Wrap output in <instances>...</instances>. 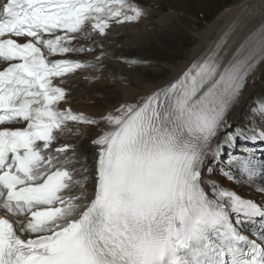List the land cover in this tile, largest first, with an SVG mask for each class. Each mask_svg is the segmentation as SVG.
Wrapping results in <instances>:
<instances>
[{"label":"snow or ice","instance_id":"snow-or-ice-1","mask_svg":"<svg viewBox=\"0 0 264 264\" xmlns=\"http://www.w3.org/2000/svg\"><path fill=\"white\" fill-rule=\"evenodd\" d=\"M146 15L131 0L0 4V209L13 218L0 217V264H264V202L211 178L245 183L238 172L264 194L254 187L264 153L222 159L225 145L264 143V129L217 141L264 67V22L229 43L241 13L179 77L134 102L99 116L59 107L68 74L105 68L96 37ZM97 48L93 61L67 58ZM251 111L264 116V100ZM89 127L91 167L61 142ZM209 159L219 167L206 175Z\"/></svg>","mask_w":264,"mask_h":264},{"label":"bare ground","instance_id":"bare-ground-1","mask_svg":"<svg viewBox=\"0 0 264 264\" xmlns=\"http://www.w3.org/2000/svg\"><path fill=\"white\" fill-rule=\"evenodd\" d=\"M154 3L163 9L159 0H155L150 4ZM147 8V15L138 23H125L119 25L113 23L107 30V35L105 37H96L102 40L104 45L103 50L108 52L111 57L116 58V60L112 61V65L109 63V68L106 70L107 72L102 75L103 78L100 80H92L90 78L92 75H101L100 73L93 72L91 69L77 71L64 78L62 85L65 86L69 92L67 103L64 105L67 109L70 108L76 113H84L89 116H99L119 107L122 103L134 102L139 96L150 94L156 88L164 86L179 77L194 61L200 59L214 46L215 42L229 30L230 25L233 24V21L241 13H244L243 21L236 26L235 32L229 39V43H231L232 39H235L236 35L239 34L245 24L251 23L258 25L264 22V0H236L231 5L222 9L216 16L217 19L208 24L204 32L201 31V33L198 32L195 34L198 39L196 40L198 44L196 43L194 47L185 53L184 60L168 68L170 74L167 78H164L165 80L163 79V81H159L156 84H149L143 81V75L132 73L130 70L131 68L129 69V65L135 66L136 64H141V66L145 68L150 66L153 67L154 57L152 58L149 55H144L143 49L146 50L150 48V46H160L164 44L165 38H163V36L173 30L172 25L174 22H177V20H172L175 17L172 13L162 15L163 13H158V8L156 10L150 7ZM167 26H169V30H167ZM89 43L90 41H80V44L85 46ZM133 48L139 49L141 54H136L137 51L135 52L136 49ZM129 49L134 51V54H129ZM97 50L100 51L99 48H97ZM96 56L97 55L84 56L82 60L93 61ZM67 57L76 59L79 57V54L70 53L67 54ZM129 73H132V77L129 76ZM263 73L264 67H260L255 74L254 82L248 84L241 104L229 113L228 123L243 118L242 107L247 104L249 97L254 94H252L253 90L259 88L258 85L261 82H259V79ZM124 75H128V79H123L122 76ZM85 77L89 78L86 79ZM253 129H264V118L255 119L253 122ZM97 131V129L89 127L84 129L79 135L67 134L62 138V140H67L69 143L77 145L79 150L78 154L87 157L89 167L92 166V154L94 151L91 141L96 137ZM223 131L224 130L219 132L217 140L222 136ZM263 149L264 146L260 147V150ZM207 165L205 168L206 175H208ZM218 176L219 175H216L214 172L211 178L219 181L220 184L228 189H234L242 198L264 202V194L253 191L251 190L252 188L238 183L224 184L226 182L223 183V177ZM90 185L91 182L87 186L88 190ZM261 186L264 185L257 180L254 187L258 188Z\"/></svg>","mask_w":264,"mask_h":264},{"label":"rangeland","instance_id":"rangeland-1","mask_svg":"<svg viewBox=\"0 0 264 264\" xmlns=\"http://www.w3.org/2000/svg\"><path fill=\"white\" fill-rule=\"evenodd\" d=\"M228 2H229L228 0H159V3L160 5L163 6V9L157 5L155 6L152 5L154 6L155 9L158 8L157 9V11H159L158 13L160 14L163 13L162 15L171 14V13L175 15V17L172 20H177V22L173 23L172 25L173 30L169 31L168 34L163 36V38H165L164 44H161L160 46H152L146 50L143 49L144 55H149L154 57L153 58L154 66L148 68L149 71L148 73L163 74L164 71L162 69L168 66L175 65L176 63H179L180 61L184 60L185 53H187V51H189L197 43L196 40L198 39L196 38L195 34H197L198 32L201 33V31L204 32L208 24H210V22L216 17V15L223 8L229 5ZM216 19L217 17L214 19V21ZM167 30H169V26H167ZM163 38L162 40L164 42ZM135 52L136 54H139L141 51L139 49H136ZM142 70L145 69H140V67L138 66L131 67L132 73L137 75H143L142 79L149 84L153 82L148 80V78L155 81L156 83L159 81H163L164 77H168L170 74V73H165L162 77H158L155 79L157 74L150 75L149 77L147 73L145 74V72ZM132 73L130 74L131 77H132ZM260 81H259L260 84L258 85L259 88L257 87L258 89H255L253 91L254 94L253 96H251V99L248 100L247 107L244 108L242 107V112H244V121H242L241 119L240 121H237L238 123L234 122L233 124L234 128L225 131L221 139L218 140V142H223L229 134L240 133L249 130L250 129L249 126L245 128L244 125L251 124L252 123L251 118L260 117V115H254L253 112L251 111L252 109L251 107L256 105L253 101L254 96L256 94H260V95L264 94V74L261 76ZM235 147L233 148L230 147L229 145H225L222 159L227 160L229 151H231L236 156H240L243 154L251 155L254 154V152L255 153L257 152V146L252 145L250 142H238ZM259 153L256 156H259ZM209 164L214 169H218L219 167V165L213 163L212 160ZM216 173H218V171ZM236 175L240 176L238 172L236 173ZM240 177L246 179V177H242V176ZM222 181L223 183L226 182L224 184L230 183L224 178ZM238 184L243 185L241 183Z\"/></svg>","mask_w":264,"mask_h":264}]
</instances>
